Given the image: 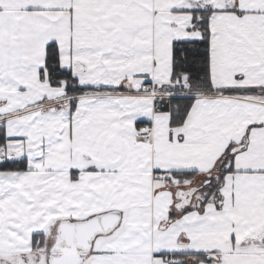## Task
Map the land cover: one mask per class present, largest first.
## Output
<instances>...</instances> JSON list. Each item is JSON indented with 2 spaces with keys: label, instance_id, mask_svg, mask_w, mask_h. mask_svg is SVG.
I'll use <instances>...</instances> for the list:
<instances>
[{
  "label": "snow or ice",
  "instance_id": "snow-or-ice-1",
  "mask_svg": "<svg viewBox=\"0 0 264 264\" xmlns=\"http://www.w3.org/2000/svg\"><path fill=\"white\" fill-rule=\"evenodd\" d=\"M0 264H264V0H0Z\"/></svg>",
  "mask_w": 264,
  "mask_h": 264
}]
</instances>
